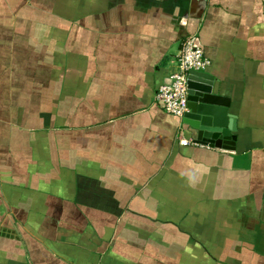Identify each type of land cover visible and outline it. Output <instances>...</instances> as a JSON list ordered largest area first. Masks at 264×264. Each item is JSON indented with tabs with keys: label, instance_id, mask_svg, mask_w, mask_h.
Wrapping results in <instances>:
<instances>
[{
	"label": "crops",
	"instance_id": "crops-1",
	"mask_svg": "<svg viewBox=\"0 0 264 264\" xmlns=\"http://www.w3.org/2000/svg\"><path fill=\"white\" fill-rule=\"evenodd\" d=\"M190 35L235 151L157 100ZM0 264H264V0H0Z\"/></svg>",
	"mask_w": 264,
	"mask_h": 264
},
{
	"label": "water",
	"instance_id": "water-1",
	"mask_svg": "<svg viewBox=\"0 0 264 264\" xmlns=\"http://www.w3.org/2000/svg\"><path fill=\"white\" fill-rule=\"evenodd\" d=\"M215 78L208 72H192L189 82V112L182 123L194 135L195 143L235 151L238 121L230 105L217 94Z\"/></svg>",
	"mask_w": 264,
	"mask_h": 264
},
{
	"label": "built area",
	"instance_id": "built-area-1",
	"mask_svg": "<svg viewBox=\"0 0 264 264\" xmlns=\"http://www.w3.org/2000/svg\"><path fill=\"white\" fill-rule=\"evenodd\" d=\"M212 63L200 45L197 35L188 36L182 43L177 57V70L173 72L168 81L159 89L157 100L164 110L183 120L189 112V82L192 72H207ZM179 143L182 146L198 145L189 140L184 128L179 132Z\"/></svg>",
	"mask_w": 264,
	"mask_h": 264
}]
</instances>
